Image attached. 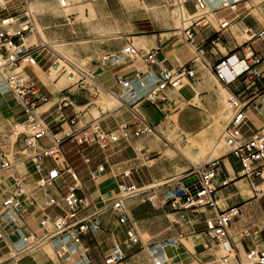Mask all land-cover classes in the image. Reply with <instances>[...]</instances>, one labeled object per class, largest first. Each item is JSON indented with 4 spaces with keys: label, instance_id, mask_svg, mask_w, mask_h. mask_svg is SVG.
Wrapping results in <instances>:
<instances>
[{
    "label": "built area",
    "instance_id": "1",
    "mask_svg": "<svg viewBox=\"0 0 264 264\" xmlns=\"http://www.w3.org/2000/svg\"><path fill=\"white\" fill-rule=\"evenodd\" d=\"M15 1L0 0V81L22 107L21 115L12 122L15 125L26 122L33 127V132L19 133L23 151L29 152L19 162H14L7 156L0 141V264L8 261L18 264L21 258L32 250L41 248L45 243H54L57 259L61 261L70 258V264H128L127 259L132 254L126 253V249L134 246L147 250L149 261L141 264H166L165 243L144 240L138 222L131 216L129 199L145 190L128 181L132 170L116 172L119 178V192L114 199L105 200L103 197L93 199L82 185L74 163L66 157L63 145L70 137V133L65 136L58 134L50 136L51 129L37 113V109L47 101L48 95L41 81L29 71L37 64V56L44 44L28 45L23 41L27 32L37 29V19L27 0ZM188 1L170 0V3L178 9H183L186 8ZM242 1H233L220 8H230L234 11L237 4ZM17 3L18 5H15ZM193 5L195 11L191 14L190 24L182 28V35L190 47L200 53L203 50L197 41L195 28L209 27L212 23L208 16L209 12L206 11L207 0H193ZM16 6L18 10H22L21 14H15ZM230 22L220 21L221 29L228 28ZM248 31L252 35L250 39L257 35L253 29ZM262 33L264 32L261 31L260 34ZM250 39L242 45L248 46ZM157 51L158 49H151L141 52L129 42L120 53H104L91 63L87 70L55 49L51 53L53 60L47 61L49 69L57 76H66L71 81L79 75L75 81L78 83L87 75L94 74L93 69L96 66H104L106 62L118 64L126 58L143 60L147 64L146 70L138 71L132 77H117L122 88L121 96L126 98L124 103L135 109L141 101L150 104L161 102L166 99L165 91L180 89L186 82L195 79L196 72L189 63L181 64L178 68L168 67L158 62ZM230 58L221 60L215 69L217 77L226 84L229 80L221 67L228 66ZM243 74L246 75L248 84L243 90V95H232L228 98L232 115L220 139L228 144L229 153L239 161L242 177L247 178L257 189L258 184L264 183V127H250L246 110L250 106H256L264 113V57L252 55V63L237 76ZM133 112L138 126L131 133L127 125L120 127L121 131H111L102 120L94 118L91 124L93 132L85 131L77 138V144L84 145V149L96 145L104 156V161L91 170L93 179L99 178L105 172L108 159L122 138L128 141L133 135L155 133L154 125L138 110L135 109ZM71 122H75L73 118ZM45 139H48L49 143H45ZM47 159H51L55 166L47 168ZM83 160L86 164H91L92 157L85 153ZM28 163L32 164L34 174L38 175L37 187L34 190L48 196L44 210L50 209V213H46L39 221L36 230L27 228V217L37 205L35 197L28 198L27 182L21 171L25 169L28 171ZM58 164L62 167L59 168ZM220 173L221 165L218 159L194 165L188 173L178 177L181 184L167 195V202L171 205L172 211L181 217L188 211L191 214V217H187L188 221H196L200 214L208 210L213 211L211 216L204 219L205 231L216 239L215 245H210V248L225 251L219 259L220 264L227 263L231 257H235L238 264H264V242L258 230L253 227H247L241 237L251 238L255 245L248 249L244 258L235 251V241L229 229L232 219L238 216V212L234 209L223 210L218 204L216 191ZM4 177L8 178V184L3 182ZM191 177H196V180L185 185L184 181ZM62 182L63 187L60 186ZM227 183L228 181L224 180L221 185ZM53 189L57 194L52 192ZM55 209L60 212L56 213ZM51 212L54 214L51 215ZM107 213L115 215L118 222L125 226V237L121 243L114 244L110 251L104 252L96 233L107 231L103 225V216ZM173 221L179 223L177 218ZM116 235L117 233H113L114 237ZM87 236L95 239V243L86 242ZM167 243L178 246L181 242L172 238ZM5 255L7 257L3 258Z\"/></svg>",
    "mask_w": 264,
    "mask_h": 264
},
{
    "label": "crops",
    "instance_id": "2",
    "mask_svg": "<svg viewBox=\"0 0 264 264\" xmlns=\"http://www.w3.org/2000/svg\"><path fill=\"white\" fill-rule=\"evenodd\" d=\"M41 1L37 0V7L40 6ZM249 2L250 0H243L237 4L233 11L230 8H220L222 3L221 1L219 3V0H209L213 17L208 16L212 25L195 28L197 41L203 50L200 53L193 50L196 54L195 57L183 53L185 45L179 49L174 47L180 42H184L190 47L183 38L182 30L178 40L174 36L163 38L161 34L136 36L137 42L147 46L149 50L158 49L157 59L159 63L171 68H178L181 64L189 63L195 70L196 76L193 81L186 82L180 89L165 91L166 99L161 102L150 104L141 101L136 105L135 109L155 126V133L133 135L128 141L122 138L112 151L105 172L97 179L91 177V170L104 161L103 154L96 145L84 149V145H79L76 142L77 138L81 137L85 131L90 133V127L94 120V118L91 121L86 119L85 110L91 105L89 95L92 96L93 90V95L97 96L99 89L103 88L104 93L115 96L119 105L112 110L100 111V115L95 118L102 120L106 128L111 131H121L120 127L127 125L129 132H133L138 126L133 112L135 109L124 103L126 98L121 96L122 88L118 84L117 77H132L138 71L146 70L147 64L133 58H126L118 64L106 62L104 66H96L93 69L95 70L94 74L87 75L83 81L76 83L75 81L79 78V75H76L77 79L71 84H65L62 88H58L62 76H57L50 83L44 79L45 74L50 70L47 60L54 58L51 54L53 49L51 46H49L50 48L47 46L40 49L37 64L29 70L41 81L48 95L47 101L39 107L38 112L51 129V137L54 134L65 136L70 133V137L63 145L66 157L74 163L79 171L82 185L93 199L99 197H103L105 200L114 199L119 192V178L116 176V172L132 170L128 181L136 183L145 190L129 199L128 205L131 216L138 222L141 232L148 235V241L165 243L166 264H220L219 259L225 254L223 249L210 248V245H215L216 239L206 233L204 219L213 214L212 210L200 214L196 221H188L187 217H191L188 211L183 213L184 217H181L172 211L171 205L167 202V195L181 184L178 177L188 173L196 164L185 152L174 148L166 136L172 132L169 124L174 128H177V125L184 137L187 136V132L195 134L200 131L204 127L206 117L219 112V100L222 99L220 85L227 88L231 96L244 94L243 90L248 84L245 74L236 75L226 84L217 77L215 69L221 60L228 57L243 61L245 69L252 63V55L259 58L264 57V33L260 34L261 31L264 32V23L252 11H241L244 7L247 10L251 8L248 7V4L252 5ZM188 6L194 8L193 0L188 1L186 8ZM216 8L220 9L214 10ZM212 18L216 19L219 29L214 25ZM39 20L41 23H45L48 18L42 14L39 19L37 18V22ZM222 20H230V26L221 29L220 21ZM232 26H238L249 37L239 43L231 31ZM249 29H253L257 33L252 39H250L252 35L248 31ZM24 37L23 41L25 40ZM38 37L41 39L40 35ZM248 39H250L248 46L242 45ZM29 40H33L32 35H30ZM129 42L131 41L128 40L127 44ZM122 50L117 49L107 53H120ZM196 56L199 59H196ZM90 64L83 68L87 70L91 66ZM155 68L158 67L155 66ZM45 78L49 81L47 77ZM88 80L94 82L89 83ZM232 85H237L238 90H234ZM1 86L5 87L2 81H0V119L10 120L11 118L13 120L21 115L22 107L10 91L7 88L2 91ZM246 112L250 127H264V113L258 107L250 106ZM76 116L78 117L75 118ZM72 118L74 123L71 122ZM90 136L93 137L91 134ZM165 139L167 140L165 141ZM44 142L49 143L48 139H45ZM1 147L9 157L4 141H1ZM171 151L178 155L170 156L168 152ZM85 153L91 155V164L84 162L83 155ZM201 154L200 151L192 155L198 158ZM214 159H218L221 165L219 185L216 191L218 204L223 210L234 209L238 212V216L232 219L229 231L235 241L237 255L244 258L248 249L255 245L251 238L243 239L241 237L242 232L247 227L257 229L264 242V191H259L247 178L242 177L241 165L229 153V150ZM210 160L212 159H207L201 164ZM30 165L32 164L28 163L27 167L33 178L29 180L35 182L38 176L30 170ZM46 165L47 168L55 166L51 159L46 160ZM58 167L61 168L62 165L58 164ZM224 180H227L228 183L221 185ZM3 182L8 184V178L4 177ZM258 183L257 181L256 184ZM63 184V182L60 183V186L63 187ZM258 185L261 186L259 189L263 188L261 184ZM52 192L57 194L54 189ZM36 194L39 195L40 191L33 189L28 192V198L33 196L37 200L35 209L27 217V228L34 230L37 229L42 217L46 213H50V209L44 210L45 206L39 207L40 201ZM55 212L60 211L55 209ZM53 214L54 212H51V215ZM175 218L178 219L179 223L173 221ZM103 225L107 231H98L96 238L101 245V250L108 252L114 244H119L124 239L125 226L120 224L115 215L111 213L103 216ZM113 233H117V235L114 237ZM172 238L179 239L181 243L178 246L168 244L167 241ZM85 241L95 243V239L91 236H87ZM49 246L53 248L55 253V244L50 243ZM45 247L37 249L35 251L37 255L32 253L21 258L18 264H26L27 256L30 257L29 264H53V262L70 264V258L61 261L57 259L56 255V259L52 258ZM126 253L132 254L127 259L128 264H141L149 261L147 250L140 249L139 246L126 249ZM6 257L7 255L3 258ZM5 264H13V262L8 261ZM225 264L238 263L235 257H231Z\"/></svg>",
    "mask_w": 264,
    "mask_h": 264
},
{
    "label": "rangeland",
    "instance_id": "3",
    "mask_svg": "<svg viewBox=\"0 0 264 264\" xmlns=\"http://www.w3.org/2000/svg\"><path fill=\"white\" fill-rule=\"evenodd\" d=\"M16 0L15 2H17ZM67 6L63 7L60 5V0H42L39 7H37V0H27L31 11L36 16V19L43 14L47 16L48 20L45 23H41L40 20L37 22V29L33 32H27L25 36L35 35L37 41L24 40L28 45L44 43V47L51 46L52 49L57 50L59 53L69 57L77 65L85 67L90 63L96 61L101 55L107 52H114L117 49H123L127 45V41L130 40L137 48L144 51H148L147 46H143L137 42L136 36H152L155 34H161L163 38L170 36L176 37L178 40L181 30L184 26L190 24L189 16L195 11L193 7L183 8V17H180V9L178 10L171 5L170 0H66ZM249 1V0H245ZM20 3V2H19ZM252 5L250 9L245 7L241 11L250 12L252 11L257 15L264 23V0H250ZM15 5H18L15 4ZM47 7V8H46ZM173 9H175L173 11ZM177 9V10H176ZM16 13L21 14L22 10H18L15 7ZM188 10V11H187ZM208 15L212 16V9L210 5L207 7ZM222 12V11H221ZM214 25L219 29V25L215 18H212ZM231 31L238 40L242 43L244 39L249 37L245 31H242L238 26H232ZM41 34L42 38L47 42H43L39 39L38 35ZM43 33V34H42ZM146 38V37H144ZM42 42V43H41ZM183 48L184 54H190L195 57V52L186 43H178L174 47ZM50 48V47H49ZM46 51V50H45ZM223 51H225L223 49ZM196 59H199L196 56ZM140 62L143 60L137 58ZM145 63V62H144ZM44 76V74H42ZM47 77L49 81L45 78ZM57 78V74L50 69L45 74L44 79L47 83ZM77 76L69 81L65 76L61 77L58 88H62L65 84H71ZM217 84L219 82L215 79ZM89 83L91 81L88 80ZM212 82V81H211ZM223 85H220L222 93V99L219 100V112L214 115H209L204 121V127L195 134L187 132V136H183L182 132L172 125L170 134H166V138L173 144L174 148L185 152L184 149L188 147L191 138H195L204 128H208L214 124L219 116H225L224 120L220 121L224 123L218 132L212 135L207 145L202 150L200 157L196 158L192 154H197L200 151L191 150L192 152L186 153V155L194 161L196 165H200L207 159H214L217 156H209L210 151L214 149V146L219 142L220 135L223 128L229 121L231 115L227 108V100L231 96L230 93H225L222 89ZM237 85H232L234 90H238ZM6 87L1 86V90L5 91ZM89 93V92H88ZM92 90V96L89 94L91 105L85 110L87 121H91L92 118L98 117L100 111L112 110L119 105L117 99L111 96L100 88L97 96H94ZM105 106V108L103 107ZM108 108V109H107ZM231 110V109H230ZM232 114V110H231ZM13 120L0 119V140L4 141L5 148L8 150L9 157L14 162H19L22 157L29 154L28 151H23L19 135H17V125L12 122ZM24 126L22 132L32 133L33 127L28 125L26 122H20ZM90 132H93V128L90 127ZM88 129V128H87ZM85 129V130H87ZM12 135H16L13 136ZM17 139V141H16ZM165 139V141L167 140ZM219 154H224L229 150V146L226 144L225 147H218ZM171 153V154H170ZM170 156L178 155L175 152H168ZM214 157V158H213ZM31 171H34L32 165L29 166ZM24 179L27 182L28 192L32 191L37 187L36 182H31L24 173L25 170H21ZM38 176V175H37ZM264 189V187H263ZM40 203L39 207L43 208L48 202V196L40 192L36 194ZM144 240L148 239V235L142 232ZM49 244L43 245L41 248L48 246ZM52 248V247H51ZM37 249L32 250L27 255H37ZM49 255L56 259L55 253L52 250L48 251ZM26 264H29L30 257H26Z\"/></svg>",
    "mask_w": 264,
    "mask_h": 264
},
{
    "label": "bare ground",
    "instance_id": "4",
    "mask_svg": "<svg viewBox=\"0 0 264 264\" xmlns=\"http://www.w3.org/2000/svg\"><path fill=\"white\" fill-rule=\"evenodd\" d=\"M127 1V0H126ZM220 1H221V3H222V5L221 6H224V5H226V4H228V3H231V2H233V1H238V0H219V3H220ZM63 2V3H62ZM207 3H208V5H209V0H207ZM60 5L61 6H67V1L66 0H60ZM208 7V6H207ZM176 8V7H175ZM178 9V8H177ZM176 9V10H177ZM216 9H218V8H216ZM216 9H214V10H216ZM175 9H173V11H174ZM179 10V9H178ZM181 11H180V17H183V12H182V9H180ZM206 11H207V9H206ZM208 12V11H207ZM190 17H191V14H190V16H189V19L188 20H190ZM37 34H38V27H37ZM39 34H40V32H39ZM43 34V33H42ZM26 37V36H25ZM24 37V39L26 40V42H27V40H29V37H26L25 38ZM40 37H41V39H42V41L43 42H47L46 40H44L43 38H42V36H41V34H40ZM31 39V38H30ZM32 39H33V41H37L36 39V36L35 35H32ZM42 43V42H41ZM48 43V42H47ZM34 44H36V43H34ZM37 44H39V43H37ZM221 70H222V72L224 73V75L226 76V78H227V80H231V79H233L236 75H238V74H240L241 72H243L244 70H245V63L243 62V61H241V60H237L236 58H234V57H232V58H230V61L228 62V66H223V67H221ZM63 77V76H62ZM66 77V76H65ZM67 78V77H66ZM91 82H94V81H91ZM222 87V89H223V91L225 92V93H230V91L227 89V88H225L224 86H221ZM101 89H103V88H101ZM112 95V94H111ZM115 97V96H114ZM116 98V97H115ZM227 102V105H228V100L226 101ZM104 108H105V106H103ZM227 108H228V110L230 111V115H232L231 114V108H230V106L228 105L227 106ZM39 109V108H38ZM38 109H37V113L39 114V112H38ZM108 109V108H107ZM231 109V110H230ZM199 113V112H198ZM226 117L225 116H219L217 119H216V121L214 122V124L213 125H211L210 127H208L207 129L206 128H204L202 131H201V133H199L198 134V136H196L195 138H191V141H190V143L188 144V147L186 148V149H184V151L186 152V153H190V152H192L191 150H195V151H201L202 152V150H203V148L205 147V145H207L206 143H208L209 142V140H211V138H212V135H214V134H216L217 132H218V130L222 127V125L224 124V123H221L220 124V121L221 120H224ZM229 122V121H228ZM228 122H227V124H228ZM226 124V125H227ZM226 125H225V127H226ZM18 127H17V130H16V133H17V135L19 134V133H21L23 130H24V126L22 125V124H18L17 125ZM224 127V128H225ZM224 128H223V130H224ZM223 132V131H222ZM222 134V133H221ZM13 136H16V135H12V137ZM221 136V135H220ZM16 141H17V139H16ZM226 142L224 141V140H221L220 138H219V142L214 146V149H212L211 151H210V154H209V156H220V155H222V154H219V146L220 147H225L226 146ZM228 145V144H227ZM204 151V150H203ZM24 173H26V176L29 178V179H31V178H33V176L27 171V172H24ZM35 182H36V179H35ZM263 187H264V183L263 184H261ZM259 187H261L260 185L257 187V189L259 190V191H264V189L263 188H260L259 189ZM47 244V243H46ZM45 245V244H44ZM45 250L48 252V251H50V250H52V248L48 245V246H46L45 247Z\"/></svg>",
    "mask_w": 264,
    "mask_h": 264
},
{
    "label": "water",
    "instance_id": "5",
    "mask_svg": "<svg viewBox=\"0 0 264 264\" xmlns=\"http://www.w3.org/2000/svg\"><path fill=\"white\" fill-rule=\"evenodd\" d=\"M194 180H196V177L188 178V179H186V180L184 181V184L186 185V184H188V183H190L191 181H194Z\"/></svg>",
    "mask_w": 264,
    "mask_h": 264
}]
</instances>
